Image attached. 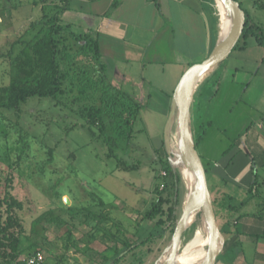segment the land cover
I'll use <instances>...</instances> for the list:
<instances>
[{"label":"rangeland","instance_id":"rangeland-1","mask_svg":"<svg viewBox=\"0 0 264 264\" xmlns=\"http://www.w3.org/2000/svg\"><path fill=\"white\" fill-rule=\"evenodd\" d=\"M34 1L0 0V85L17 75L13 63L22 47L17 41L30 40L36 33L25 31L41 15L40 5ZM241 1L252 19L264 24V0H257L256 5L254 0ZM211 4L219 21L217 0ZM44 25L40 22L36 28ZM212 71L213 68L198 85ZM176 80L155 79L154 84L169 93ZM150 103V107L141 109L133 139L123 142L122 152L140 165L137 170H123L118 165L98 129L95 137L90 135L81 104L65 106L51 98L35 97L18 111H0V194L8 191L21 203L16 211L24 224L19 245L23 255L41 251L44 264H110L103 257L116 258L126 241H141L163 232L156 220H148L145 215L158 196L156 187L158 193L163 191L164 161L169 160L180 170L170 153L177 118L174 115L170 119L171 108L166 111L161 100L154 98ZM242 127L235 126V132L238 134ZM191 131L194 140L195 131ZM184 183L183 178L179 216L186 194ZM210 196L213 204L217 195L210 192ZM101 198L105 205L100 204ZM202 214H194L196 223L183 232L178 253L198 229L206 236L207 223ZM217 222L223 226V220ZM163 233V237L125 254L117 264H159L169 252L174 231ZM204 246L207 250L208 246ZM243 247V263L264 264V256L257 261L252 257L250 243L244 242Z\"/></svg>","mask_w":264,"mask_h":264},{"label":"crops","instance_id":"crops-1","mask_svg":"<svg viewBox=\"0 0 264 264\" xmlns=\"http://www.w3.org/2000/svg\"><path fill=\"white\" fill-rule=\"evenodd\" d=\"M212 10L208 0H70L62 20L97 35L101 61L114 86L143 107H150L154 98L161 100L167 111L186 70L219 42L220 20ZM263 55L251 39L194 89L191 129L200 132L206 126L197 153L206 166L210 192L243 203L231 215H222L231 228L224 239L234 260L224 256L223 248L215 264H245L244 242L252 245L255 261L264 256V237L254 236L263 229L255 216L262 200L249 193L256 178L264 181ZM155 79L177 80L167 93L155 86ZM235 126H243L238 134ZM260 188L264 197V185Z\"/></svg>","mask_w":264,"mask_h":264},{"label":"trees","instance_id":"trees-1","mask_svg":"<svg viewBox=\"0 0 264 264\" xmlns=\"http://www.w3.org/2000/svg\"><path fill=\"white\" fill-rule=\"evenodd\" d=\"M208 1L214 2V0ZM237 1L245 11V25L233 50L246 48L251 39L264 50V24L255 22L249 11L244 8L242 1ZM69 2L70 0L34 1L35 5L41 6V15L31 21L25 31L36 30V33L30 40L17 41L22 44L13 63L17 75L7 84L0 85V111L3 109L18 111L23 104L35 97L51 98L65 106L81 104L82 115L90 135L95 137L98 129L104 135L110 156L117 160L118 165L123 170H137L140 165L130 161L122 150H124L123 142H129L134 137L135 122L143 104L114 86L108 79L105 64L101 61L97 35L78 31L72 24L62 20V12L67 9ZM256 4L257 0H254V5ZM40 22L45 25L36 28ZM262 64L264 65V55ZM202 136L203 131L194 132L196 149ZM233 144H237V140H234ZM120 151L122 153H119ZM164 163L166 176L163 177L165 179L162 184L163 191L158 193L156 185L158 196L145 216L148 220H156V225L163 227V232L165 230L173 232L180 217L178 210L182 203L183 177L180 170L169 160ZM204 168L207 174L205 165ZM156 178L158 181L159 174ZM260 185H264V181L256 178L249 188V193L253 197L262 200L258 203L260 208L255 213V216L263 222L262 231L254 235L257 238L264 237V197L261 196ZM232 201L234 199L230 195L213 198L217 221L222 220L224 212L231 215L243 205L242 202L234 204ZM100 204L105 205L103 198L100 199ZM16 207L20 208L21 203L8 191L0 194V264L22 263V259L38 252L23 255L19 249L24 224ZM224 224L222 227L219 226L223 234L231 231L230 225L226 227ZM163 232L158 236L150 234L141 241H126V246L119 251L116 258L111 260L106 256L103 258L105 261H110V264H117L125 254L132 252L141 244L156 237H163ZM229 245L227 241L223 245L222 252L226 257L230 253ZM228 257L234 260L231 255Z\"/></svg>","mask_w":264,"mask_h":264},{"label":"water","instance_id":"water-1","mask_svg":"<svg viewBox=\"0 0 264 264\" xmlns=\"http://www.w3.org/2000/svg\"><path fill=\"white\" fill-rule=\"evenodd\" d=\"M231 9L233 14V26L229 35L221 42L217 43L213 51L201 62L195 63L190 66L180 79L178 86L174 90L172 96L170 119L176 115L178 130L184 144L185 155L188 161L194 168L200 187V202L198 204H189L183 207L182 213L176 223L172 239L169 244L168 254L173 257L178 252L181 246V238L183 232L188 228V216L194 211H202V215L210 229L211 242L207 245L206 256L201 264H215L218 259L225 242L224 235L220 230L219 224L214 215V208L210 196L209 185L207 180L206 171L203 162L197 153L193 135L191 131V105L194 94V89L197 87L198 82L195 84L194 89L190 88V80H192L197 73L204 70H211L217 65L224 62L233 51L236 43L238 42L243 26L245 25V11L240 6L237 0H222ZM192 89V90H191ZM221 241L218 248L213 245L214 239ZM169 260V259H168ZM167 261H161L159 264H169Z\"/></svg>","mask_w":264,"mask_h":264},{"label":"bare ground","instance_id":"bare-ground-1","mask_svg":"<svg viewBox=\"0 0 264 264\" xmlns=\"http://www.w3.org/2000/svg\"><path fill=\"white\" fill-rule=\"evenodd\" d=\"M217 6L220 14V41L222 42L230 33L233 26V14L231 9L226 5L222 0H217ZM210 70H204L190 80V88L194 89L195 84L201 81ZM191 89V90H192ZM174 119V118H173ZM176 119V117H175ZM177 126V134L174 138V143L170 146V153L172 162L180 169L181 174L185 181L186 194L183 201V207L189 204H198L200 202V187L198 184L196 172L192 167L191 163L188 161L185 155L184 144L181 139V135ZM172 130V129H171ZM175 135V134H174ZM171 138V137H170ZM173 139V137H172ZM199 211H194L188 216V227L192 226L194 222L195 215ZM194 222V223H193ZM193 223V224H192ZM206 236L198 229L195 232L194 237L185 245L182 252H177L170 257V254H165L162 258V261H167L169 264H201L206 256V249L204 245H208L212 238L208 225L204 228ZM213 241V240H212ZM215 248H218L221 241L217 238L213 242Z\"/></svg>","mask_w":264,"mask_h":264},{"label":"built area","instance_id":"built-area-1","mask_svg":"<svg viewBox=\"0 0 264 264\" xmlns=\"http://www.w3.org/2000/svg\"><path fill=\"white\" fill-rule=\"evenodd\" d=\"M45 261V256L41 251L36 252L32 256L22 259V263L15 264H43Z\"/></svg>","mask_w":264,"mask_h":264}]
</instances>
